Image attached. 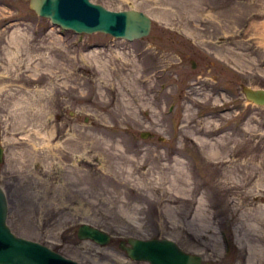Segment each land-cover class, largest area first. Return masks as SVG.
<instances>
[{
  "label": "rangeland",
  "instance_id": "1",
  "mask_svg": "<svg viewBox=\"0 0 264 264\" xmlns=\"http://www.w3.org/2000/svg\"><path fill=\"white\" fill-rule=\"evenodd\" d=\"M91 2L146 13L150 36H76L0 0L9 227L80 264H149L131 238L264 264V108L243 94L264 89V0ZM84 224L112 243L78 239Z\"/></svg>",
  "mask_w": 264,
  "mask_h": 264
},
{
  "label": "water",
  "instance_id": "2",
  "mask_svg": "<svg viewBox=\"0 0 264 264\" xmlns=\"http://www.w3.org/2000/svg\"><path fill=\"white\" fill-rule=\"evenodd\" d=\"M29 7L37 16L78 35L105 34L134 42L149 37L152 29V19L142 11L115 12L90 0H30ZM243 94L249 103L264 107L263 88L243 87ZM141 137L147 139L151 133H142ZM4 161L0 125V164ZM8 215V198L0 185V264H80L44 244L15 235L8 225ZM78 239L92 241L101 247L112 243L109 233L87 224L79 227ZM119 248L135 262L204 264L203 257L184 251L170 239L131 238L121 242Z\"/></svg>",
  "mask_w": 264,
  "mask_h": 264
},
{
  "label": "bare ground",
  "instance_id": "3",
  "mask_svg": "<svg viewBox=\"0 0 264 264\" xmlns=\"http://www.w3.org/2000/svg\"><path fill=\"white\" fill-rule=\"evenodd\" d=\"M90 2H91V0H90ZM91 3H93V2H91ZM29 5H30V0H29ZM107 9V8H106ZM109 10V9H108ZM131 10H134V11H139V10H135V9H131ZM112 11V10H111ZM126 11H130V10H126ZM115 12H118V11H115ZM120 12V11H119ZM150 17V16H149ZM151 18V17H150ZM46 19V18H45ZM51 21V20H50ZM55 27H58V28H60V29H62L61 27H59V26H56V25H54ZM152 28H153V20H152ZM62 30H64V29H62ZM70 32H73V31H70ZM151 32H152V29H151ZM76 36H78V34H76L75 32H73ZM151 34V33H150ZM103 35H105V34H103ZM108 36V35H107ZM150 36V35H149ZM111 37V36H110ZM144 39H146V38H144ZM116 40H123V41H126V42H129V41H127V40H125V39H116ZM137 41V40H136ZM135 42V41H134ZM129 43H133V42H129ZM244 97H245V95H244ZM246 99V98H245ZM248 102V101H247ZM250 104H252V103H250ZM253 105V104H252ZM261 108H264V107H261Z\"/></svg>",
  "mask_w": 264,
  "mask_h": 264
}]
</instances>
